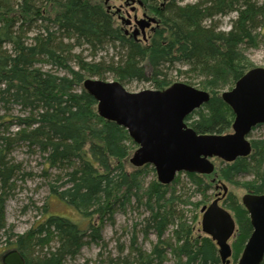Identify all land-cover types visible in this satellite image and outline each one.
I'll list each match as a JSON object with an SVG mask.
<instances>
[{
    "label": "trees",
    "instance_id": "1",
    "mask_svg": "<svg viewBox=\"0 0 264 264\" xmlns=\"http://www.w3.org/2000/svg\"><path fill=\"white\" fill-rule=\"evenodd\" d=\"M141 1L158 21L145 41L125 36L99 0H0V231L7 233V243L14 239L10 244L25 264H63L76 258L84 246L101 241L103 221L113 225L115 214L133 204L147 214L143 236L154 234L157 239L147 254L138 247L136 235L132 236L130 250L136 263L163 264L168 248L173 264H223L215 243L205 234H196V227L180 226L175 244L163 241L178 216L181 200L168 190L179 183L181 175L203 198L214 184L215 197L222 196L220 205L234 220L232 254L225 264L237 263L252 233L247 211L227 185L264 194V138L250 141L247 157L231 163L218 160L209 176L180 173L169 186L153 181L144 187L140 178L149 165L128 166L137 146L125 129L99 117L97 104L82 83L86 78L100 79V70H109L118 83L150 79L153 90L162 91L172 85L165 70L182 65L185 72L200 79L196 84L201 91L209 94L208 102L187 116L185 124L201 135L228 134L234 115L220 91L231 89L253 68L243 47L256 48L264 36V0H195L185 5L169 0L162 6L157 0ZM231 13L235 17L229 30H219L216 17ZM34 29L37 32L29 37ZM83 46L93 59L73 53ZM110 48L119 50L116 65L95 61L97 53ZM72 61L75 68L69 64ZM40 64L51 67L44 70ZM11 125L16 132L9 131ZM257 127L264 130V125ZM18 146L41 156L46 165L42 174L49 169L61 174L50 193L86 216L85 229L44 208L45 217L24 235L8 233L5 204L22 175L21 165L11 159ZM246 175H253L254 180L240 182ZM53 241L54 249L50 247Z\"/></svg>",
    "mask_w": 264,
    "mask_h": 264
},
{
    "label": "water",
    "instance_id": "2",
    "mask_svg": "<svg viewBox=\"0 0 264 264\" xmlns=\"http://www.w3.org/2000/svg\"><path fill=\"white\" fill-rule=\"evenodd\" d=\"M155 23L153 18L135 22L134 35ZM139 29V30H138ZM83 89L95 100L102 119L122 127L137 146L129 159L134 168L152 166L157 182L168 186L179 173L209 176L215 166L212 159L231 163L251 153V131L264 125V67L252 68L234 86L222 92V101L231 109L232 132L225 135H201L185 124V118L209 100V94L183 83L165 90L128 92L116 81L86 78ZM227 189L223 187V195ZM252 226L237 264H261L264 259V194L245 193L240 198ZM200 230L216 245L223 264L229 262V244L235 223L217 199L200 209ZM1 264H25L16 249L0 257Z\"/></svg>",
    "mask_w": 264,
    "mask_h": 264
},
{
    "label": "rangeland",
    "instance_id": "3",
    "mask_svg": "<svg viewBox=\"0 0 264 264\" xmlns=\"http://www.w3.org/2000/svg\"><path fill=\"white\" fill-rule=\"evenodd\" d=\"M99 1H101L102 7L106 11H108L107 6L118 7L119 5L117 0ZM168 1L169 0H157V3L162 6ZM175 2L179 5H185L192 4L195 0H175ZM111 11H114V8ZM109 13L116 25L121 28L123 23L117 20L116 17H113L112 12ZM140 13L141 11L138 12V14ZM150 16H153V14H150ZM234 17L235 14L233 13L225 17H218L217 20L220 22V30L228 31L230 28V21L234 19ZM125 18L126 17L124 16L123 20ZM37 26H39V24H37ZM154 28L156 27L153 25V29ZM33 32H30L28 36H33L35 32H37V29H34ZM151 33L152 31L148 33V36H150ZM130 34L132 33L130 32ZM138 38H140V36ZM243 51L246 59L251 63L253 68L264 67V36H261L256 48L246 49L243 47ZM117 52H119V50L114 51L112 48L101 51L97 53L95 61H99L103 66L113 65V63L117 61ZM73 53L81 55L82 58H86L87 60L93 59V57L89 55L90 51L85 46L75 48ZM69 64L71 67L75 68L73 61ZM39 66L44 70H49L51 67L48 64H40ZM178 71L184 72V74H178ZM185 71L186 67L178 65L166 69L164 73L172 84L183 83L201 90L200 86L196 84L200 79H196L194 77L195 75L189 74ZM100 72L102 78L99 79L98 77H92L91 79H99L106 82L117 81V79L114 78V73L112 71L100 70ZM59 74L62 75L63 73L59 71ZM145 74L147 78H150L148 70H146ZM120 84L131 93L154 89V84L150 79L147 81H122ZM223 89L224 90L220 91V93L230 90L228 87H224ZM9 131L14 133L17 131V128L14 125H11ZM263 138L264 130L261 127L254 128L248 136L249 141L263 140ZM132 154L129 156V159ZM11 159H13L15 163L21 165L22 175H19L15 180L13 190L10 192L5 204V220L8 233H12L14 236L24 235L45 217L44 208L46 209V213L64 217L78 225L82 230L87 227L88 219L86 216H83L73 207L50 193L51 186L56 187L58 185L57 176L61 175L58 171L55 169H49L46 175L42 174L46 167L43 163V159L39 154H31L24 146H18L13 149ZM212 162H214L215 165H218L219 163L218 160H212ZM128 166H132L129 163V160ZM152 169V166H148L142 171L140 179L144 187H147L153 181H157L155 171H152ZM208 180L211 182V179H206V181ZM253 180V175H246L239 179V181L243 183H248ZM213 186L214 184H212L213 189L211 188L206 192L205 198H203V196L197 191L196 186L184 175L180 176L177 185L170 186L168 191L178 197V199L180 196L181 200L179 201L180 205L176 208L178 216L172 219L171 225L163 236V241L175 244V232L179 231L180 226L182 225L196 227L198 230H196L195 233L203 234L200 230V209L205 205L207 206L212 203L213 200H216L217 198L219 201V198L222 197L219 195L215 197L218 191H214ZM227 186L228 191L235 193L239 200L243 194L247 193L246 190L241 189L240 187ZM220 191L221 190H219V192ZM165 198L167 199L166 195ZM146 215L144 208L135 204L127 206L123 211H118L113 218V225L108 220L103 221L101 227L102 239L98 244L91 243L84 246L76 258L71 260L68 259L63 264H138L136 263L137 260L135 255L131 253L130 250L132 236L134 234L136 235L138 247L142 252L147 254L150 253L152 246L157 242L154 234H149L148 237L145 238L141 233L143 219ZM6 234V232L0 231V255L5 253L7 248L8 250L15 249L13 245L10 244L14 239L10 238L9 243H7ZM232 240L233 239L230 240V244ZM56 245L55 241L50 243L52 249H54ZM36 251H39L38 248H36ZM166 259L167 260L163 264H173L174 259L168 248L166 251Z\"/></svg>",
    "mask_w": 264,
    "mask_h": 264
},
{
    "label": "flooded vegetation",
    "instance_id": "4",
    "mask_svg": "<svg viewBox=\"0 0 264 264\" xmlns=\"http://www.w3.org/2000/svg\"><path fill=\"white\" fill-rule=\"evenodd\" d=\"M117 3L119 4L118 7L115 6H107L108 13L112 12L113 17H116L117 20L121 21L123 25L121 26V29L124 32V35L127 37H130L134 39L135 41L141 40L145 41L147 40L148 33L150 31L153 32V25L157 27L158 21L156 17L154 16V12L150 10L146 4H144L141 0H117ZM114 8V11H111ZM116 8V9H115ZM141 11L140 14L138 12ZM110 14V13H109ZM150 14H153V16H150ZM126 17L123 20V17ZM151 19L153 18L155 20V23H150V26L148 28L144 29L145 36L143 37L142 32L139 30L138 34L134 35L135 30L137 26L135 25V22L141 19ZM117 22V21H116ZM130 32L132 34H130ZM140 36V38H138ZM217 199V203H219Z\"/></svg>",
    "mask_w": 264,
    "mask_h": 264
},
{
    "label": "bare ground",
    "instance_id": "5",
    "mask_svg": "<svg viewBox=\"0 0 264 264\" xmlns=\"http://www.w3.org/2000/svg\"><path fill=\"white\" fill-rule=\"evenodd\" d=\"M231 14H232V13H231ZM233 14H235V13H233ZM226 16H227V15H226ZM220 17H225V16H220ZM217 18H218V17H216L215 21H216V23H217V25H218V27H219V23H220V22H218ZM232 20H233V19H232ZM230 23H231V21H230ZM219 30H220V28H219ZM222 31H223V30H222ZM31 154H32V153H31ZM36 154H37V153H36Z\"/></svg>",
    "mask_w": 264,
    "mask_h": 264
}]
</instances>
